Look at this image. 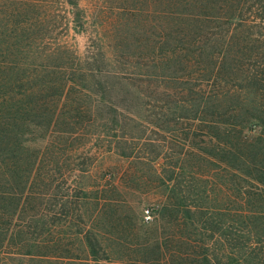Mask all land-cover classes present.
Listing matches in <instances>:
<instances>
[{
	"label": "rangeland",
	"instance_id": "obj_1",
	"mask_svg": "<svg viewBox=\"0 0 264 264\" xmlns=\"http://www.w3.org/2000/svg\"><path fill=\"white\" fill-rule=\"evenodd\" d=\"M0 34L29 79L0 92V227L30 264H182L213 238L180 193L232 238L237 160L264 164L242 137L264 138V0H0Z\"/></svg>",
	"mask_w": 264,
	"mask_h": 264
},
{
	"label": "trees",
	"instance_id": "obj_2",
	"mask_svg": "<svg viewBox=\"0 0 264 264\" xmlns=\"http://www.w3.org/2000/svg\"><path fill=\"white\" fill-rule=\"evenodd\" d=\"M6 10L7 8L2 9L5 14ZM10 26H12L11 22L7 27ZM5 36L6 38L2 41L1 37ZM18 40V36H3L0 34V46H2L0 49V73L6 71L7 74L12 73L13 76L15 74V79L9 77L6 81L4 78L0 77V82H2L0 84V92L2 90L5 91L3 98L8 97V99H12L11 97L14 95H20L19 97L28 96L26 93L27 91H24L22 94L19 93V91L23 82L29 79H23V75L19 76V74L16 73L24 68L20 67V63L12 64L8 62L9 57H7L10 55L15 56V54L19 53L17 49L23 46V43L19 45L17 43ZM12 41L16 43L12 44ZM37 71L39 72V70ZM0 100L2 101V99ZM0 106L4 111V105L2 106L0 103ZM6 126H8L7 120L0 118V172L3 173H5L10 166V161L2 157V153L10 152L11 147L9 141L10 134ZM242 137L247 143L255 139L256 141H254L255 144L253 145L264 146L262 134H259L258 137L253 134H242ZM240 149L234 150L232 155L234 156L237 151L241 152ZM259 152L263 156V149L259 148ZM228 153L231 154V152ZM218 160L221 163L228 162L223 157H219ZM237 162V173L234 174V178L236 179L235 207H233L236 227L234 229V234L232 233V238L230 237L231 239L228 237V230L227 227H225V223L220 222V220H215V222H213L214 220L209 218L213 213L223 214L225 210L227 211L228 209L223 207L211 209V211L209 208L198 207L194 205V203L187 202V198L185 197L186 194H179L183 196L182 199L185 202L183 205L186 208L184 214L187 221H184V225L191 227V232L195 230L196 233L199 232L206 235L209 233L210 237L215 240L210 242L211 239L208 240L206 236L203 237V240L199 241L189 238V253L186 254L187 257L184 261L181 259L184 264H264V164L258 163L260 166L257 167V163L253 162L254 166H256L253 168L251 167V162L244 159V155H240ZM206 163L207 161L203 164ZM224 164H226V166H232V162ZM201 166L203 167L204 165ZM255 168L258 171L257 173L255 172ZM209 178L210 177H208V179ZM222 186L224 187L223 184ZM185 188L188 190L187 193L192 196V184L190 186L186 185ZM196 195L198 196V194ZM176 204L182 203L177 202L174 203L173 206ZM173 206L171 205L172 209ZM169 209L168 206L165 207L163 209V214L169 212ZM1 210H3V208H1ZM201 215L202 218L207 217L209 221L208 225L202 222ZM176 222L179 226L183 224L180 223L178 219H176ZM17 227L18 226L14 224H11L10 227H6V229L0 227V229L5 230L4 233H0V264H30L34 262V259L40 257L38 252L34 253L32 250L27 249L30 247L33 248L31 245L23 249L22 246H24V243H21L19 246H14V244L10 242L12 237L15 236L14 231H16ZM218 235L220 239H217L216 236ZM228 246L232 248V253H228ZM23 259H28L27 263H25Z\"/></svg>",
	"mask_w": 264,
	"mask_h": 264
},
{
	"label": "built area",
	"instance_id": "obj_3",
	"mask_svg": "<svg viewBox=\"0 0 264 264\" xmlns=\"http://www.w3.org/2000/svg\"><path fill=\"white\" fill-rule=\"evenodd\" d=\"M148 213H149V212L147 211V217H146V218H147V219H150V216H149V214H148Z\"/></svg>",
	"mask_w": 264,
	"mask_h": 264
}]
</instances>
